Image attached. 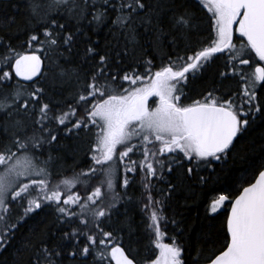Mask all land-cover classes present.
Here are the masks:
<instances>
[{
  "label": "snow or ice",
  "instance_id": "1",
  "mask_svg": "<svg viewBox=\"0 0 264 264\" xmlns=\"http://www.w3.org/2000/svg\"><path fill=\"white\" fill-rule=\"evenodd\" d=\"M197 2L211 14L212 25L206 45L193 48L195 15L188 0H24L23 39L31 54L0 38V252L27 219L47 208L68 230L52 244L35 233L26 238L21 251L31 253L29 264H65V255L91 257L94 264H185V249L174 237L165 243L160 227L177 223L164 215L165 202L178 187L174 168L183 166L191 178L194 168L227 159L250 121L264 116L256 99L257 88H264V0ZM234 25L243 42H234ZM101 30L110 34V45L101 53L99 41H89L79 57L78 41L87 31ZM37 52L45 54L50 77L41 75ZM214 58L225 62L221 77L238 79L239 99L209 91L189 102V80ZM250 63L251 69L243 67ZM9 67L15 77L33 83L14 81ZM66 85L72 87V103L57 108L46 89L62 93ZM152 97L157 100L150 106ZM78 110L83 115L77 117ZM61 133L76 138L90 133L91 163L71 176L58 173L62 178L54 183L52 150ZM118 178L121 189L133 181L142 186L141 211L158 250L155 259L141 261L135 249L126 254L116 243L122 238L113 221L121 202L131 199L116 191ZM160 183L166 187L158 188ZM78 185L83 195L72 191ZM228 199L220 195L210 211ZM226 231L225 250L214 258L200 251L191 264L202 258L203 264H264V157L258 178L231 204ZM66 241H73L72 250L65 249Z\"/></svg>",
  "mask_w": 264,
  "mask_h": 264
},
{
  "label": "trees",
  "instance_id": "2",
  "mask_svg": "<svg viewBox=\"0 0 264 264\" xmlns=\"http://www.w3.org/2000/svg\"><path fill=\"white\" fill-rule=\"evenodd\" d=\"M191 10L195 15V25L192 38L193 48H198L201 44H205L208 33L211 31V21H209L208 13L204 8L198 6L197 0H188ZM14 18V22L13 19ZM25 5L24 0H0V38L11 45L18 51L31 52L24 44L23 36L25 35ZM89 41H99L97 51L103 52L106 45H110L111 36L106 30L99 33L87 31V35L78 41L74 50L79 53V57L83 56L85 46ZM207 42V41H206ZM23 45V47H21ZM38 46V45H37ZM2 51V49H0ZM41 54L45 59V73L42 76H51L47 71L48 60L44 53ZM183 54V53H182ZM191 55L192 52L187 53ZM224 54H217L222 57ZM254 56L255 54L252 53ZM75 57L74 59H79ZM63 63V61H61ZM245 69H251V63L243 66ZM158 68V62L154 61V70ZM7 70L12 72L9 67ZM227 71L223 59L214 58V62L205 68L202 75L191 82L187 95L190 100L196 97H204L209 91L220 97L227 99L230 97L239 99L242 91L241 84L237 78L221 77L220 72ZM14 81H18L13 74ZM40 80V79H39ZM22 84V83H21ZM28 85V84H25ZM48 99L52 101L57 108L65 103H72L71 93L72 87L66 86L63 92L53 93L47 90ZM188 97V98H189ZM193 98V99H192ZM256 99L259 104L264 106V88H257ZM47 102V101H45ZM247 107V106H245ZM83 115L79 110L77 117ZM255 122L250 121V127L243 136H238L234 141L235 150H230L227 159L223 161H213L211 168L201 167L198 171L194 168L191 178H186L183 174V166L179 169L174 168L173 175L178 176L179 180H174L178 187L172 192L170 198L165 202L164 215L177 222L175 225L169 223L165 225L161 222V231H165L170 235L166 239L167 243L172 242L175 238L176 243L181 245L184 251L185 264H191L195 255L202 251L205 257L215 255L225 249V241L228 239L226 224L228 209L233 198L241 191L242 187L248 185L254 180L258 174L259 163L264 157V116L257 114ZM91 134H82L79 138L67 136L63 133L58 135L56 143L52 150V155L57 157L56 164L53 167L52 181H59L62 176H71L73 169L79 172L81 168L87 169L91 163L89 154ZM185 165L192 166V162L184 161ZM56 168V169H54ZM139 175V173H137ZM199 176L205 179L199 181ZM170 179L172 176L170 175ZM119 179V178H118ZM117 179V180H118ZM93 183H97L93 181ZM160 189H164L166 185L160 183ZM117 192L122 195L126 191L131 197L130 200L122 201L119 206V214L113 221V227L120 230V237L116 243L125 248L128 253L129 248L135 249L133 255L137 259L143 261L145 258L155 259L157 251L151 243L149 233L146 230L147 217L141 211L142 186L138 181H133L129 187ZM73 191H79L84 194L82 186L78 185ZM154 197V191H153ZM156 195V190H155ZM220 195H227L229 199L222 210L212 213L210 205L214 203ZM157 196V195H156ZM158 198V197H154ZM116 220L119 223H116ZM129 226L131 232L129 231ZM108 230L107 226H105ZM68 228L61 226L56 222L55 213L47 208H43L38 213L33 214L24 224L16 231L14 239H12L8 247L0 252V264H29L31 253L22 252L23 241L32 236L33 233L40 239L46 240L52 244L56 242L62 231ZM116 233L114 232V236ZM85 243L81 238V246ZM110 243V242H106ZM73 241H66L64 247L72 250ZM78 251V249H76ZM131 258V256H130ZM65 264H94L91 257L70 258L63 256ZM110 264H113L111 261ZM203 264V258L201 261Z\"/></svg>",
  "mask_w": 264,
  "mask_h": 264
},
{
  "label": "flooded vegetation",
  "instance_id": "3",
  "mask_svg": "<svg viewBox=\"0 0 264 264\" xmlns=\"http://www.w3.org/2000/svg\"><path fill=\"white\" fill-rule=\"evenodd\" d=\"M204 11L205 12H207V9H204ZM208 13V12H207ZM211 14L210 13H208V18H209V21H211ZM211 23H212V21H211ZM236 28H237V25H234V28H233V40H234V42L235 43H237V42H240V38L241 37H239V33H238V31H236ZM207 41V40H206ZM205 41V43H207ZM205 71V69L202 71V73ZM202 73L196 78V79H198L201 75H202ZM196 79H190L189 80V82H188V84H187V86H186V88H185V92H186V95L188 94L187 93V91H188V87H189V85H190V83L191 82H193V81H195ZM215 95V94H214ZM216 96V95H215ZM187 97H189L188 95H187ZM190 98V97H189ZM182 99H184V98H182ZM193 99V98H192ZM197 99H203V97L202 98H200V97H196V98H194L193 100H197ZM153 100H157V98L156 97H153L151 100H150V103H149V105L150 106H152V102H153ZM189 102H191V101H189ZM54 169H56V168H54ZM131 178V177H130ZM132 183V182H131ZM131 183L129 184V185H131ZM161 186V184H159V185H157V187H160ZM153 191H154V197H158V193L156 192V195H155V189H153ZM162 232H164L165 233V236H164V240L165 239H167V238H169L170 237V235L168 234V233H166L165 231H162Z\"/></svg>",
  "mask_w": 264,
  "mask_h": 264
},
{
  "label": "water",
  "instance_id": "4",
  "mask_svg": "<svg viewBox=\"0 0 264 264\" xmlns=\"http://www.w3.org/2000/svg\"><path fill=\"white\" fill-rule=\"evenodd\" d=\"M3 1H9V0H3ZM25 54H31V52H27V53H25ZM36 54H37V55H40V54H38V53H36ZM40 56H41V55H40ZM41 60H42V62H43V63H42V67H41V75H42L43 70H44V66H45V64H44V59L42 58V56H41ZM39 78H40L39 76H38V77H35L34 80H37V79H39ZM17 79L20 80V81L23 82V83H32V82H33V81H23V80H21L19 77H17ZM150 99H151V98H150ZM149 101H150V100H149ZM256 178H258V175L256 176ZM253 182H254V181H253ZM253 182H252V183H253ZM249 185H250V184H249ZM249 185H247V186H249ZM241 191H242V190H241ZM239 193H240V192H239ZM238 195H239V194H238ZM238 195H237V196H238ZM237 196H236V197H237ZM236 197H235V198H236ZM232 203H233V202H232ZM230 214H231V207H230V209H229L228 216H230ZM228 216H227V218H228ZM224 250H225V249H224ZM221 252H222V251H221ZM218 254H220V253H218ZM218 254H217V255H218ZM129 258H130V257H129ZM113 262H114V261H113ZM114 264H115V262H114Z\"/></svg>",
  "mask_w": 264,
  "mask_h": 264
},
{
  "label": "rangeland",
  "instance_id": "5",
  "mask_svg": "<svg viewBox=\"0 0 264 264\" xmlns=\"http://www.w3.org/2000/svg\"><path fill=\"white\" fill-rule=\"evenodd\" d=\"M66 86H69V85H66ZM66 86H65V87H66ZM118 182H119V184H118V189H119V191H122V190H121V187H120V182H121L120 179H118ZM221 207H222V206H220V207H218V208H221Z\"/></svg>",
  "mask_w": 264,
  "mask_h": 264
}]
</instances>
